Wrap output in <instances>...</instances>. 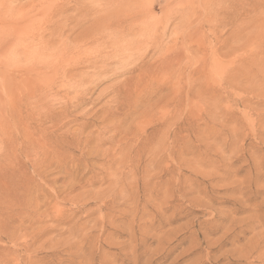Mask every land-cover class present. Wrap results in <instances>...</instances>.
<instances>
[{
  "label": "rangeland",
  "instance_id": "rangeland-1",
  "mask_svg": "<svg viewBox=\"0 0 264 264\" xmlns=\"http://www.w3.org/2000/svg\"><path fill=\"white\" fill-rule=\"evenodd\" d=\"M0 264H264V0H0Z\"/></svg>",
  "mask_w": 264,
  "mask_h": 264
}]
</instances>
